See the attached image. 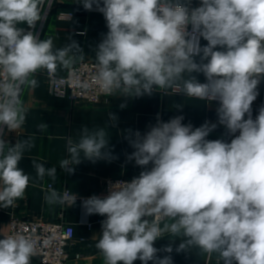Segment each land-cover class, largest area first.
I'll return each mask as SVG.
<instances>
[{
  "label": "clouds",
  "instance_id": "1",
  "mask_svg": "<svg viewBox=\"0 0 264 264\" xmlns=\"http://www.w3.org/2000/svg\"><path fill=\"white\" fill-rule=\"evenodd\" d=\"M81 2L85 10L95 5L106 20L108 31L95 48L94 76L106 96L138 98L155 90L218 101L219 124L233 137L209 140L216 124L193 128L182 123V115L167 122L158 116L143 134L129 130L134 151L128 160L144 170L131 181L111 184L108 195L82 201L87 215L106 217L95 244L103 264H172L170 255L161 258L154 247L165 234L173 242L180 238L178 253L196 248L215 254L218 264H264V106L255 119L251 108L264 80V0H200L197 7L191 0ZM45 3L0 0L2 208L25 196L32 178L19 164L34 146L31 137L10 145L4 128L17 132L25 124L22 96L38 86L39 71L54 74L63 68L75 76L74 64L84 59L75 41L57 48L51 36L41 40L18 27H34ZM194 73H202L205 82ZM38 129L45 132L48 126L41 122ZM108 147L106 127L83 126L78 140L68 139V156L59 167L73 173L82 159H108ZM32 166L37 180H56L55 166L35 160ZM44 200L50 206L73 205L77 195L50 187ZM3 237L0 264H31L30 237ZM162 251L172 253L171 243Z\"/></svg>",
  "mask_w": 264,
  "mask_h": 264
},
{
  "label": "crops",
  "instance_id": "2",
  "mask_svg": "<svg viewBox=\"0 0 264 264\" xmlns=\"http://www.w3.org/2000/svg\"><path fill=\"white\" fill-rule=\"evenodd\" d=\"M199 4L200 0H191L190 6L197 7ZM60 12L72 13L73 17L70 20H61L58 18ZM18 27L30 28L26 23L19 24ZM107 31L106 20L95 5L92 10H85L81 0H54L53 11L39 39L43 40L51 36L57 48L75 41L82 49L84 57L95 62V48ZM206 44L207 41L201 37L200 45ZM196 60L199 61V57H196ZM56 72L58 75H64L67 70L58 68ZM193 75L199 82H205L202 73ZM35 79L38 81V86L26 90L22 96L27 108L25 124L17 132L9 131L7 128L4 132V138L10 145H14L17 140L31 137L34 146L25 152L19 164V167L32 178L25 196L16 201L14 207H0V239L9 232L13 217L51 223L63 222L71 225L75 233V243L69 247L70 259L67 264H103V258L95 244L102 232L101 221L106 217L87 215L82 201L93 195L104 197L106 180L133 178L144 170L137 166L134 160H128V156L134 151L129 143V130L133 132L138 130L143 134L156 123L158 116L160 120L167 122L175 116L182 115L184 117L182 123H190L193 128L205 122L216 124L217 127L207 137L209 140L224 139L230 142L233 138L227 133V129L219 124L218 101H200L183 93L166 94L154 90L151 95L138 98L111 97L106 104L71 103L65 98H58L50 93L45 70L39 71ZM258 93L251 106L253 119L258 114L259 108L264 106V80L258 85ZM110 114L116 117L114 121L110 120ZM41 122L47 124V131H39L38 125ZM83 126L89 129L107 128L108 151L111 157L96 162L82 159L79 165L74 166V172L69 173L59 167V162L68 156V139L78 140ZM238 134L237 132L236 135ZM33 160L43 163L45 167L55 166L56 180L53 181L48 177L42 181L37 180L32 166ZM148 167L150 168L151 165ZM50 187L60 192L75 193L76 202L73 205L71 202L64 205H48L44 196ZM179 242L180 238H176L173 242L165 234L154 243V247L161 250L157 255L161 258L170 255L172 264H218L215 254L209 257L196 248L178 253L175 249ZM170 243L173 247L172 253L163 252L162 249ZM76 253H80L81 256L76 258ZM31 264L40 263L32 259ZM134 264H142V262L136 260ZM149 264L152 262L150 261Z\"/></svg>",
  "mask_w": 264,
  "mask_h": 264
},
{
  "label": "built area",
  "instance_id": "3",
  "mask_svg": "<svg viewBox=\"0 0 264 264\" xmlns=\"http://www.w3.org/2000/svg\"><path fill=\"white\" fill-rule=\"evenodd\" d=\"M54 6V0H46L44 8L41 11V19L35 22V26L24 29L26 32H33L38 38L50 17ZM72 13L60 12L58 18L61 20H70ZM191 31V26L188 28ZM75 76L67 72L64 75H58L57 72L46 76L50 93L58 98H65L71 103L99 104L108 103L111 96H106L96 84L95 62L84 57L74 66ZM86 85V87H85ZM4 128V132H5ZM132 178H119L106 180L104 186V196L108 195L109 186L116 182H128ZM23 234L30 237L35 246V255L32 259L38 260L40 264H67L70 259L69 247L75 243L74 228L63 222H44L36 219H23L13 217L10 222V230L4 236ZM4 238V237H3ZM76 253L75 257H80Z\"/></svg>",
  "mask_w": 264,
  "mask_h": 264
}]
</instances>
